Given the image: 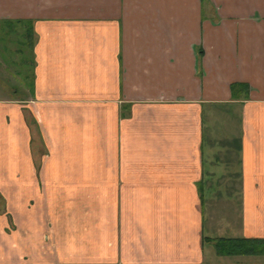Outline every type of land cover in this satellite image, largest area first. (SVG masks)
<instances>
[{
	"label": "crops",
	"instance_id": "1",
	"mask_svg": "<svg viewBox=\"0 0 264 264\" xmlns=\"http://www.w3.org/2000/svg\"><path fill=\"white\" fill-rule=\"evenodd\" d=\"M0 21L22 27L0 264H264V0H0Z\"/></svg>",
	"mask_w": 264,
	"mask_h": 264
},
{
	"label": "rangeland",
	"instance_id": "2",
	"mask_svg": "<svg viewBox=\"0 0 264 264\" xmlns=\"http://www.w3.org/2000/svg\"><path fill=\"white\" fill-rule=\"evenodd\" d=\"M20 41H22V27L19 24L5 25L0 21V58L6 56L7 59L6 66L8 67L9 73L14 75L19 81V74L15 76L12 70L18 69V65L12 64L9 62L11 58L19 59V53L16 52L18 48H20ZM5 64L0 65L1 77L4 76L5 72Z\"/></svg>",
	"mask_w": 264,
	"mask_h": 264
},
{
	"label": "trees",
	"instance_id": "3",
	"mask_svg": "<svg viewBox=\"0 0 264 264\" xmlns=\"http://www.w3.org/2000/svg\"><path fill=\"white\" fill-rule=\"evenodd\" d=\"M244 242H247V241L244 240L243 241V244H244ZM256 242L258 243L259 241L258 240H254V243H256Z\"/></svg>",
	"mask_w": 264,
	"mask_h": 264
}]
</instances>
